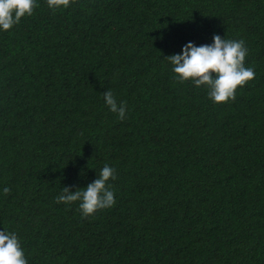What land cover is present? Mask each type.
<instances>
[{
    "label": "trees",
    "instance_id": "obj_1",
    "mask_svg": "<svg viewBox=\"0 0 264 264\" xmlns=\"http://www.w3.org/2000/svg\"><path fill=\"white\" fill-rule=\"evenodd\" d=\"M263 11L264 0H38L0 31V229L20 234L29 264H264ZM215 33L243 39L256 73L222 103L167 59ZM109 89L126 119L104 103ZM105 164L114 206L84 217L56 201Z\"/></svg>",
    "mask_w": 264,
    "mask_h": 264
},
{
    "label": "clouds",
    "instance_id": "obj_2",
    "mask_svg": "<svg viewBox=\"0 0 264 264\" xmlns=\"http://www.w3.org/2000/svg\"><path fill=\"white\" fill-rule=\"evenodd\" d=\"M73 0H47L54 11L67 9ZM38 0H0V31H8L20 23L25 16L33 15ZM249 49L243 39H232L219 33L213 35L212 43L197 44L189 40L180 52L167 56L175 79L191 82L197 88H204L215 103L235 100L238 87L246 85L256 76L254 68L246 65ZM104 103L120 120L127 118L129 111L126 100H118L109 89L103 93ZM118 177L117 169L105 164L99 169L97 178L83 187L64 186L56 196L58 203L71 205L78 202L84 217L95 214L99 209L110 208L116 203V193L110 181ZM2 191L10 189L5 186ZM0 264H29L22 244V237L16 231L0 229Z\"/></svg>",
    "mask_w": 264,
    "mask_h": 264
},
{
    "label": "bare ground",
    "instance_id": "obj_3",
    "mask_svg": "<svg viewBox=\"0 0 264 264\" xmlns=\"http://www.w3.org/2000/svg\"><path fill=\"white\" fill-rule=\"evenodd\" d=\"M251 1V0H250ZM136 2V1H135ZM142 3V2H141ZM183 3V2H182ZM236 4V3H235ZM137 6V5H136ZM114 7V6H113ZM139 8H141V7H139ZM231 9V8H230ZM115 10V9H114ZM136 10V9H135ZM143 10V9H142ZM232 10V9H231ZM238 10V9H237ZM249 10V9H248ZM221 11H223V10H221ZM190 12V11H189ZM264 12V11H263ZM118 13V12H117ZM179 13V12H178ZM223 13V12H222ZM252 13V12H251ZM188 14V13H187ZM200 14V13H199ZM254 14V13H253ZM260 14H261V12H260ZM263 14V13H262ZM183 15V14H182ZM227 15V14H226ZM257 14L255 13V16H256ZM116 16V15H115ZM214 16V15H213ZM216 16V15H215ZM124 17V16H123ZM206 17V16H205ZM252 17V16H251ZM182 18V17H181ZM212 18V17H211ZM217 18V17H216ZM221 19V18H220ZM255 19V18H254ZM139 20V19H138ZM179 20V19H178ZM229 20V19H228ZM227 20V21H228ZM247 20V19H246ZM244 21V20H243ZM252 23V22H251ZM220 25V24H219ZM222 25V24H221ZM216 26H218V25H216ZM241 26V25H240ZM136 27V26H135ZM220 27V26H219ZM225 27V26H224ZM223 27V28H224ZM229 27V26H228ZM227 27V28H228ZM259 27V26H258ZM232 28V27H231ZM235 28V27H234ZM250 28V27H249ZM138 29V28H137ZM150 29V28H149ZM205 29V28H204ZM239 29V28H238ZM252 29V28H251ZM208 30V29H207ZM230 30V29H229ZM246 30V29H245ZM212 31V30H211ZM221 31H222V28H221ZM136 32V31H135ZM213 32V31H212ZM255 32V31H254ZM260 32H262V31H260ZM205 33V32H204ZM229 33V32H228ZM138 34V33H137ZM157 34V33H156ZM203 34V33H202ZM263 34H264V32H263ZM252 35V34H251ZM260 35V34H259ZM143 36V35H142ZM253 36H255V35H253ZM235 37V36H234ZM259 38V37H258ZM254 40V39H253ZM255 43H257V41L255 42ZM263 43V42H262ZM163 53V52H162ZM164 54V53H163Z\"/></svg>",
    "mask_w": 264,
    "mask_h": 264
}]
</instances>
